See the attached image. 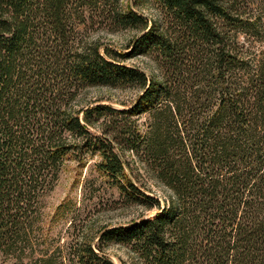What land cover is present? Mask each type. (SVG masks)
Returning <instances> with one entry per match:
<instances>
[{
    "label": "trees",
    "instance_id": "16d2710c",
    "mask_svg": "<svg viewBox=\"0 0 264 264\" xmlns=\"http://www.w3.org/2000/svg\"><path fill=\"white\" fill-rule=\"evenodd\" d=\"M121 1L0 0V256L113 264L119 245L129 264H264V0H152L153 22ZM100 25L136 34L119 51L90 39ZM94 87L138 94L87 104ZM90 152L141 214L40 250L44 198Z\"/></svg>",
    "mask_w": 264,
    "mask_h": 264
},
{
    "label": "rangeland",
    "instance_id": "374dc122",
    "mask_svg": "<svg viewBox=\"0 0 264 264\" xmlns=\"http://www.w3.org/2000/svg\"><path fill=\"white\" fill-rule=\"evenodd\" d=\"M120 9L123 12L131 10L152 22L161 18L159 7L152 0H122ZM135 34L134 30L100 25L90 30V39L121 51ZM127 64L146 74L153 72L154 68L146 57L131 59ZM136 94V90L129 88L94 87L86 90L82 98L87 104H103L120 109L121 104H130ZM100 162V156L90 152L81 162L71 159L64 163L53 191L43 200L40 224L43 244L40 250L58 256L56 248L68 243L73 228L77 234L79 231L86 234L95 228L127 224L141 214L142 209L127 204L117 188L102 174L98 168ZM142 175L146 180L143 172ZM147 186L154 194L163 193L162 187L153 180L148 179ZM106 254L113 264H129L132 258L128 250L119 245L108 246ZM43 258V254L38 252L20 260L0 256V264H49Z\"/></svg>",
    "mask_w": 264,
    "mask_h": 264
}]
</instances>
